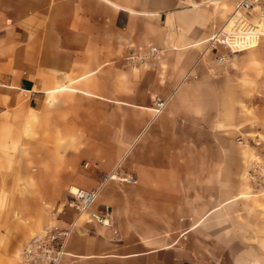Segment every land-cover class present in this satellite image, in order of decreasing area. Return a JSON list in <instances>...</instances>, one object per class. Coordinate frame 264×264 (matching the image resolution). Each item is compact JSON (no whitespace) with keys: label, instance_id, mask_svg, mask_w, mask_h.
Here are the masks:
<instances>
[{"label":"crops","instance_id":"obj_1","mask_svg":"<svg viewBox=\"0 0 264 264\" xmlns=\"http://www.w3.org/2000/svg\"><path fill=\"white\" fill-rule=\"evenodd\" d=\"M234 1L0 0V264L73 188L97 190L112 225L68 209L61 264H205L223 249L260 116L239 72L201 57ZM112 170L136 182L104 181Z\"/></svg>","mask_w":264,"mask_h":264},{"label":"rangeland","instance_id":"obj_2","mask_svg":"<svg viewBox=\"0 0 264 264\" xmlns=\"http://www.w3.org/2000/svg\"><path fill=\"white\" fill-rule=\"evenodd\" d=\"M220 6L227 12L232 9V5L229 9L223 3ZM223 66L239 72L245 84L249 112L260 107V116L254 115L251 123V131L254 133L249 134L244 142V170L241 178L243 190L240 199L245 206L239 212L230 208V236L222 240L223 249H213V254L207 256L204 262L264 264V40L255 49L231 55L228 63ZM248 171H251L254 180L247 175ZM65 200L63 198L55 205L43 203L44 219L41 226L23 242L14 256L15 264H23L22 254L34 236L41 235L51 225L62 227L58 220L68 211L62 207Z\"/></svg>","mask_w":264,"mask_h":264},{"label":"built area","instance_id":"obj_3","mask_svg":"<svg viewBox=\"0 0 264 264\" xmlns=\"http://www.w3.org/2000/svg\"><path fill=\"white\" fill-rule=\"evenodd\" d=\"M262 40H264V0H235L225 20L215 26L212 35L204 40L201 57L208 53L211 55L208 65H211V62L223 65L228 63L231 55L255 48ZM164 107L165 102L156 99L152 110L157 115ZM247 175L254 180L251 171H248ZM103 180L136 182L133 177L122 175L117 170L105 174ZM97 193V190L73 188L69 190V196L62 207L73 210L76 213V220L111 226L109 206H104L105 210L102 214L92 209ZM76 220L70 222L67 227L48 226L41 235L34 236L22 254L23 264H61L65 255V243Z\"/></svg>","mask_w":264,"mask_h":264},{"label":"bare ground","instance_id":"obj_4","mask_svg":"<svg viewBox=\"0 0 264 264\" xmlns=\"http://www.w3.org/2000/svg\"><path fill=\"white\" fill-rule=\"evenodd\" d=\"M256 46V45H255ZM258 47V46H257ZM256 48V47H255ZM255 48H252V49H255ZM249 50H251V49H249Z\"/></svg>","mask_w":264,"mask_h":264}]
</instances>
